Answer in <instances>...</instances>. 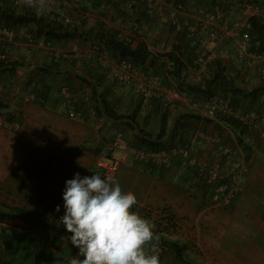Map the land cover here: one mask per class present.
<instances>
[{
    "label": "crops",
    "instance_id": "obj_1",
    "mask_svg": "<svg viewBox=\"0 0 264 264\" xmlns=\"http://www.w3.org/2000/svg\"><path fill=\"white\" fill-rule=\"evenodd\" d=\"M55 1L59 4L67 3L71 4L72 7L74 6L72 0ZM78 1L80 2V0ZM214 1L217 0H187L194 11L198 8L199 11ZM248 1L264 6V0ZM80 5L83 6L84 4L80 2ZM227 5L231 9L227 10L224 14H229L230 16L225 17L220 26L229 28L238 17V7L237 3H234L233 0H228ZM111 6V8H107L109 11L107 16L118 15L117 13L122 10H126L127 13L134 16L124 17V22L126 26L133 27L132 31L135 33H132V36L137 37L141 35L139 36V41L143 40L152 54L159 57L157 60L155 59L158 64L165 62L167 66L168 64L171 65L164 54L173 51V44L183 46L185 43L194 48V53H192L190 51L191 48L186 47L184 44V47H182L184 49L182 50L184 51L183 56L186 57L188 53H191L190 56H194L197 47H199V42L207 44L210 41V38L207 36L200 38L197 36H186L183 33L178 35L168 23L161 21L159 17H156L154 14H148L146 11L147 15H145L142 7H140L136 0H120L116 6L114 4ZM16 9L17 11H24L30 8L24 2H21L16 5ZM43 15L46 16L45 13ZM197 17L193 14H188V16L183 17V21L196 25L200 29L201 23ZM122 18L123 16H119L115 21H110L109 17H106L105 21L109 28L116 27L119 29L121 27L120 23L123 21ZM89 27H92V24ZM29 28H23L25 30L24 34L25 32L31 33ZM125 32L131 33V30L127 28ZM85 37L83 35L77 37V40L55 41L53 44L51 43L50 47L33 46L28 48L24 35L16 38V40L8 45L11 52H13L18 46L24 44L18 47V49L22 50V52L19 51L20 55L27 54L25 55L26 57H23L26 66H17L13 72L6 71L0 74V87L3 94L2 102L9 105L6 115L3 114V116L6 122L10 124L9 126H0V193L1 195H4V193H8L9 195L18 193L23 188L22 184H25L27 195H25L24 199L27 200L26 198L31 196L30 192L33 186H35L40 191L38 195H40L41 202L46 201L50 205L54 204L56 207L59 205L61 216L65 212L63 191L66 180L72 179L77 172L80 175L86 173L88 176L94 174L98 155L109 141V131L112 129L121 130L130 145L138 146V137L141 134L150 133L154 137L159 131L161 114L167 109L169 115L166 124L167 135L169 132V137H174L172 139L176 144L181 136L182 141L191 142L194 132L199 130L205 131L212 136H219L223 140L225 137L223 136L224 132L229 134L228 130L225 131L224 124L210 120L203 111H200L195 106L196 102L200 100L198 96L187 94V97L184 99L173 98L170 96L168 90L172 86H166V89L159 88L155 97L148 104L141 103V97L137 92L129 86L120 84L99 66V55L96 52V46L92 45L91 37L88 39ZM168 40L171 47H168ZM148 41L155 42L158 48L157 46L149 45ZM228 41L229 39H224L217 45V56L220 58L226 72L229 71L232 75H237L240 73L239 69L237 70L234 64L230 68L229 62L233 61L235 64H239L240 68L241 66L243 67V64L230 52L232 51L231 43ZM231 58L233 60H230ZM67 59L69 61L76 60V65H70L67 63ZM193 61L195 63V59ZM52 62H59L61 65L59 69H55L52 73L45 75L42 71L43 66L51 65ZM77 66L78 68L80 67L79 74L86 77L90 82L81 81L80 77L77 79L78 82L76 81L77 84L75 83L74 76H77ZM190 66L187 65L186 69H182V74H186V80L192 83L196 79L193 76L196 72ZM17 69L22 70V77L19 74V77L15 78L18 75L16 74ZM138 71L142 77L154 74L152 73V69L145 71L138 69ZM259 75L263 83L261 86L264 88V67H256L253 73L250 72L247 75L246 81L257 84L260 81ZM233 80L235 85L238 86L237 82H235L238 79L233 78ZM163 81L165 82L164 78ZM91 84L98 86L105 102L109 103L111 108L116 111V114L122 113L129 116L137 108L138 111L134 122L113 120L93 113L91 109L96 110V103H93L94 100L90 98L89 101H83L81 98L82 92L87 87L91 88ZM63 85H67L77 91V109L82 112L79 118L67 116L64 107H62L59 101L58 90ZM42 88L49 89L46 103H39L37 101L22 102L24 94L30 91L35 93L41 92ZM39 95L44 96L43 94ZM234 97L239 101L236 106L238 110L260 111L264 109V89L257 90L244 100L239 95H234ZM247 135L245 141L249 142L250 139V142L253 143L251 151L255 152L252 154L256 158L253 155L250 157L248 153L251 169L244 180L243 189L245 187L247 189V187L256 186L259 183L261 184V170L264 166V164H261L262 160L258 156V153L264 155V136H259L254 132H249ZM230 140L231 137L224 141L228 142ZM192 153L200 159L211 158L214 148L207 144L195 148ZM118 156L121 160L119 168L121 165H125L129 180L136 178V188L130 191L138 199L137 206L154 207L155 209L166 207L171 214L176 217L179 216L178 219L181 217L178 223L180 225L183 224V229H186V225L188 227L194 226V230H201L203 226L208 227L210 225L215 229V225H220V223L222 224V222L225 223L229 220V218L221 217L217 211H211L212 206L209 205L211 196L208 189L196 181L193 170L183 169L177 160H174L173 166L170 169L152 170L146 165L135 164L128 154L118 153ZM252 161L255 162L252 164ZM22 164L30 169L31 178L26 176L23 168H17L18 165ZM241 195L242 193L236 198L235 205L238 204L237 202H240ZM2 203H0L1 210H8L10 206H23L19 203V205H5ZM258 223H256L257 231L264 230V224L259 225ZM228 230V233L225 232L224 234L228 235V238L233 239V237H238L236 225ZM4 233L6 232L1 234ZM172 239H175V237H172ZM247 242V240L243 242L244 247L242 246V252L248 254L255 264H264V241L258 239L253 242L250 241L248 244ZM210 244H212L211 248L214 251L215 243L210 242ZM78 255L79 253L77 257ZM64 257L63 254L60 256L63 260ZM74 258L76 256L72 260Z\"/></svg>",
    "mask_w": 264,
    "mask_h": 264
},
{
    "label": "built area",
    "instance_id": "obj_2",
    "mask_svg": "<svg viewBox=\"0 0 264 264\" xmlns=\"http://www.w3.org/2000/svg\"><path fill=\"white\" fill-rule=\"evenodd\" d=\"M18 5L23 0H9ZM148 14H154L161 21L168 23L179 35L207 36L210 41L207 44L199 42L195 53L196 75H202L207 70L209 63L217 57V45L224 39H229L231 50L235 58L244 67H264V51L258 52L252 49L251 38L252 19L258 20L264 25V6L248 0H233L237 3L238 17L229 28L220 26L225 18V12L231 7L228 0H217L209 6L201 8L197 12V19L201 23L199 29L196 25L184 22L183 17L192 14L187 0H137ZM227 5V6H226ZM28 6V5H27ZM37 11V8L30 7ZM71 4H59L55 0H46L44 10L50 21L62 23L66 26L78 25L81 20L70 14ZM74 7V6H73ZM201 13V14H200ZM194 15V16H197ZM220 27V28H219ZM219 30L221 31L219 33ZM23 28L13 29L0 26V61L10 63L19 58L11 52L8 44L16 38L25 36L26 46L50 47L51 42L44 37H37L32 33L25 32ZM221 37V38H220ZM221 39V40H220ZM29 52V50L27 49ZM27 52V53H28ZM27 55V54H25ZM24 55V56H25ZM26 57V56H25ZM99 64L120 84L131 87L141 97L143 104H148L159 88L166 89L163 77L157 74L142 77L138 69L125 60L110 58L106 52L98 57ZM168 78V77H167ZM201 78V76H198ZM171 81V78H168ZM170 96L176 99H184L187 92L180 90L176 85L168 89ZM92 91L85 88L81 98L89 101ZM3 94L0 87V101ZM59 101L64 107L67 116L79 118L82 112L77 109V94L71 93L66 86H60L58 90ZM37 101L46 103L47 96H41L33 91L27 92L22 97V102ZM195 106L203 111L210 120L224 124L229 131L231 140L224 141L219 136H212L205 131H196L191 142L177 143L174 146L161 150H148L142 147L130 145L124 134L119 129L109 131L110 139L98 155L96 171L102 177L114 178L121 163L118 153L128 154L135 164H143L150 169H169L177 160L185 170H193L196 181L208 189L211 196L212 207L230 206L243 190V183L251 169L248 152L239 142L231 125L224 121L225 118H233L244 126L249 132L264 136V109L260 111H240L235 107L232 96L214 94L208 98H200ZM93 113L96 110L91 109ZM2 113H0V126H9ZM211 145L214 153L211 158H197L193 150L204 145ZM14 231H21L15 229Z\"/></svg>",
    "mask_w": 264,
    "mask_h": 264
},
{
    "label": "trees",
    "instance_id": "obj_3",
    "mask_svg": "<svg viewBox=\"0 0 264 264\" xmlns=\"http://www.w3.org/2000/svg\"><path fill=\"white\" fill-rule=\"evenodd\" d=\"M80 2L84 4L82 6L84 9L90 7V10H96L105 17H109L110 21H115L119 16H123V18L132 16L130 13H127L126 10L124 11L122 9L121 12L117 13L118 15L107 16L109 12L107 8H111V5L113 4L116 6L120 0H80ZM139 5L142 7L140 3ZM132 6L135 7L134 5ZM142 9L145 15H147L143 7ZM251 22V40L253 43L252 49L258 52L264 51V25L256 19H252ZM85 24L86 21L82 20L80 25L66 26L62 23L50 21L45 15L41 13L38 14L37 11L32 9L17 11L16 5H14L13 2H10L9 0H0V26L13 29L30 27L31 29L29 28V30H31L33 35L37 37H44L52 44L53 42L59 40H77V37L83 35H85V38L88 39L91 37V34L89 33L91 27L86 26ZM103 31L105 32L102 35L103 43H98V46H96V52L98 55H100L102 52H106L110 58L128 61L139 70L145 71L152 69V73L159 74L165 79V86L167 87L172 86V84L176 85V87H178L180 90L186 91L187 94L195 95L199 98H208L214 94L223 95L225 97L232 95V100L235 104V107L238 105L239 101L234 97V95H239L243 100L247 96L251 95L247 94V92L242 88L237 87L233 78L227 76L228 72H226V69L222 66V62L218 56L209 63L206 70L207 74L203 75L202 80L200 82L191 83L186 80V74H182V69H186L187 65H191L190 67L194 68L195 70H197L198 67L193 61V55L190 56L191 53H188L186 57L183 56L184 51L182 49L184 48L182 47H184L185 43L183 46L180 44H173V51H169L164 54L171 63V65L168 64L167 66V63L165 62L158 64L155 61V59L157 60L159 57L152 54L145 42H135L134 38H129L128 36L125 37L119 30H115L112 27ZM180 43L182 44V42ZM92 45H94V42H92ZM100 45L101 48L99 47ZM186 47L191 48L190 51L194 53V48L190 47L189 45H186ZM75 62L76 60L74 59L70 61L67 59V63L72 66L76 65ZM24 65L25 64H20L16 61H12L10 63L0 61V74L6 71L13 72L17 66L24 67ZM60 65L61 64L59 62H52L51 65L49 64L45 67L43 66L42 71L45 75H47L52 73L53 70L59 69ZM99 66L102 68L100 64ZM103 70L107 72V70ZM79 73L80 67L78 68L77 66V75ZM80 77L81 81L90 82V80H87L86 77H83L79 74L78 78ZM167 77H170L171 81ZM64 86H66L69 91H71V93L77 94V91H75L76 89H72L67 85ZM90 87L92 91L91 99L94 100L93 103H96L95 109L98 116H106L107 118L118 121L128 120L131 123L132 121L134 122L136 113L138 111L137 108H135V110H133L129 116L122 113L116 114V111L111 108L109 103L105 102L98 86L92 85ZM259 89L261 90L264 88L260 86L254 91ZM48 93L49 89L47 88H42L41 92H36V94H43L44 96H47ZM154 97L155 96L152 98ZM8 109L9 105L0 101V113L6 114ZM168 116V111L165 109L161 114V124L159 131L154 135V137L150 133L141 134L138 137L139 142L137 147H142L148 150H161L174 146L176 144L173 141L174 137H172L173 139L170 138L169 132L167 135L166 124L168 121ZM224 121L231 125L239 142H245V137L247 136L245 135L247 132L246 128H244L242 124L233 118H225ZM178 143H184V141H182V136L179 137ZM17 168H23L26 176L31 178L30 169L26 165H18ZM41 203V208L38 211L28 209L24 205L10 206L8 210L0 209V221L8 223L17 218L23 217L30 219V221L35 223L39 222L44 217H47L48 209L51 207L49 202L43 201ZM171 217L172 215H170V217L167 219L168 221H166V225H171V228H174L175 224L170 223L173 220ZM56 225L53 224L50 228H43L39 225L40 231L44 233L43 235L30 231H10L0 234V264H57L56 259H58V256L60 258L62 254L65 255V257H68L66 264H71L72 258L79 253V249L71 244L69 239L70 233L62 235V233L67 231L66 228H61V224H58L57 226ZM58 229L59 231L61 230L63 232H59ZM164 230L165 232L162 231V233L164 232L167 236L170 232V228H165L164 226ZM166 236L159 235L160 239L156 246L163 248L164 246L169 247L172 244H176L175 241L166 238ZM79 258L82 259L83 257L79 256Z\"/></svg>",
    "mask_w": 264,
    "mask_h": 264
},
{
    "label": "rangeland",
    "instance_id": "obj_4",
    "mask_svg": "<svg viewBox=\"0 0 264 264\" xmlns=\"http://www.w3.org/2000/svg\"><path fill=\"white\" fill-rule=\"evenodd\" d=\"M72 3L74 7L71 8L72 12H70L71 16L86 21V26H90L92 24V27L90 28L89 33L91 34V42H94L95 46H98V43H103V37L102 35L105 33L103 30L108 29V25L105 21L106 17L99 13L96 10H90L89 8L84 9L78 0H72ZM78 4V5H77ZM89 6V5H87ZM70 10V11H71ZM193 15L199 14L196 11H192ZM201 14V13H200ZM198 16V15H197ZM230 16L229 14H225V17ZM232 18V17H231ZM123 21L120 23L121 27L117 29L116 27H113L115 30H119L123 36L134 38L135 42L139 41V36L137 37L132 36V33H135L132 31V26H126V23L124 22L125 19L122 18ZM81 22L78 24L80 25ZM131 30V33H126L125 30ZM94 37V38H93ZM143 41V40H141ZM149 42V41H148ZM147 42V43H148ZM168 47H171L169 40ZM229 42V41H228ZM202 44H206L203 42H200ZM151 46H157L158 45L155 42L150 41L148 43ZM24 45V44H23ZM21 45V46H23ZM93 45V46H94ZM18 46V47H21ZM16 48L15 51H13L16 56H18L19 60L16 62H19L20 64H25L24 55H20L19 51L22 52L21 49ZM101 48V45L99 46ZM165 47V46H164ZM95 48V47H94ZM158 50V49H156ZM154 50V51H156ZM232 53V51H230ZM24 54V52H23ZM233 55V54H232ZM193 59H195V55L193 56ZM230 60H233L231 58ZM229 67L232 68L234 66L236 69H239V74L232 75L229 71L227 73V76L231 78H237L238 81L236 84H238L237 87L242 88L244 91L247 92V94H253L255 89L259 88L262 83V79L260 77V81L255 83H249L246 81L247 75L256 69L255 67H239V64H235L233 61L229 62ZM26 66V64L24 65ZM18 75L15 76V78L22 77L23 72L20 69H17ZM207 72L205 71L202 75H193L194 82H200L202 80L203 75H206ZM198 76H201V78H198ZM88 78V77H87ZM258 78V76H257ZM78 79V75L74 76V81L76 83ZM78 82V81H77ZM77 84V83H76ZM91 89V88H90ZM262 90V89H261ZM222 93V92H221ZM155 96V95H154ZM142 103V101L140 100ZM243 110V109H242ZM240 109V111H242ZM98 119V118H97ZM96 119V120H97ZM227 131V129H225ZM226 134V135H225ZM247 134L249 132L247 131ZM245 134V135H247ZM224 140L228 139L230 135L226 132L223 134ZM222 136V137H223ZM248 136V135H247ZM252 141V140H251ZM243 146L246 148L247 152L249 153L250 157H252V153H255L252 150L253 143L245 141L242 143ZM259 152V151H257ZM255 158L256 156L253 155ZM258 156L260 157V160H262L261 164H264V155L261 153H258ZM255 162V161H254ZM252 161V164L254 163ZM262 171V178H261V184L259 183L256 186L252 187H246L242 190L241 200L240 202H237L238 204L235 205L232 204L230 206H222V207H212L211 211L214 212L217 211L218 214L221 215V217L229 218L225 223L222 222L220 225H215V229L211 227L212 225L206 227L203 226L201 230H194V226H185L186 229H183L184 227L180 225L178 222L181 219V217L178 219L175 215L171 214L166 207L164 208H147V207H139L136 205L134 206V211L138 212L139 215L142 217H145L149 220H151L153 223H155L156 228L155 231L158 235H165V228H170L169 234L166 236V238H169L176 242V244H172L171 246L167 247L164 246L161 248L160 246H156V252L159 255L160 258V264H255L253 260L250 259V256L248 254H244L242 252L243 242L247 240L255 241L260 239L261 241H264V230H258L256 229V226L258 223L259 225L264 224V166ZM88 176V174L83 173L81 177ZM115 180L119 182L122 189L125 191L134 190L136 188V178L133 180H129V175L126 174V167L125 165H121ZM23 188L18 193H12L9 195L8 193H4V195L0 193V203L5 205H24L26 208L31 210L38 211L42 205L40 195L38 193L40 192L38 188H35L33 186L29 196V198H24L27 195L26 185L22 184ZM252 190V191H251ZM240 193V194H241ZM18 204V205H19ZM209 205L212 206L211 198L209 199ZM3 209V208H2ZM142 210V211H140ZM172 215V221L170 223H174V228H171V225H166L167 219ZM62 216L59 212L56 211V206L54 204L51 205V207L48 209V215L47 217H44L39 222H33L30 221V219H26L23 217L17 218L14 221L11 222H2L0 221V234L3 232H10L14 231L15 229L21 230V231H30L35 232L37 234L43 235L44 233L40 231V227L43 228H50L53 224H61V228H65V226L60 222V218ZM186 218V215H185ZM188 220V218H187ZM213 224V223H212ZM256 224V225H255ZM56 225V226H57ZM236 225L237 227V236L233 239L228 238V235H224L225 232L228 233V229L233 228V226ZM20 231V232H21ZM59 231V229H58ZM162 231H164L162 233ZM19 232V231H18ZM63 232V231H59ZM68 232L65 231L62 233V235L67 234ZM61 234V233H59ZM71 235V233H70ZM172 237H175V239H172ZM181 240V241H180ZM210 242L215 243V249L213 251L212 244ZM247 242V244H248ZM263 244V243H260ZM174 246V247H173ZM243 246V247H242ZM65 256V255H64ZM77 257V255H76ZM79 257V255H78ZM55 260V259H54ZM66 260V262H65ZM68 261V257H64V260L62 258L56 259L57 264H66Z\"/></svg>",
    "mask_w": 264,
    "mask_h": 264
},
{
    "label": "clouds",
    "instance_id": "obj_5",
    "mask_svg": "<svg viewBox=\"0 0 264 264\" xmlns=\"http://www.w3.org/2000/svg\"><path fill=\"white\" fill-rule=\"evenodd\" d=\"M23 2L40 14L46 0ZM137 204L133 192L98 172L83 177L77 172L66 180L60 222L83 257L74 258L71 264H160L156 225L133 210Z\"/></svg>",
    "mask_w": 264,
    "mask_h": 264
}]
</instances>
